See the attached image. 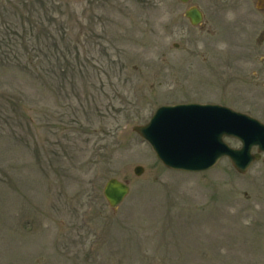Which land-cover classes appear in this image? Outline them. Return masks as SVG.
<instances>
[{
  "label": "rangeland",
  "instance_id": "1",
  "mask_svg": "<svg viewBox=\"0 0 264 264\" xmlns=\"http://www.w3.org/2000/svg\"><path fill=\"white\" fill-rule=\"evenodd\" d=\"M263 31L264 0H0V264H264L263 160L177 171L132 129L178 102L264 119Z\"/></svg>",
  "mask_w": 264,
  "mask_h": 264
},
{
  "label": "water",
  "instance_id": "2",
  "mask_svg": "<svg viewBox=\"0 0 264 264\" xmlns=\"http://www.w3.org/2000/svg\"><path fill=\"white\" fill-rule=\"evenodd\" d=\"M187 1V0H182ZM195 24L201 19L196 7L186 10ZM134 129L147 139L158 158L168 167L199 170L212 165L218 157L228 155L239 171L258 154H251L252 144L264 149V124L256 119L219 104H177L160 106L148 123ZM237 136L243 142L241 149L228 146L222 136ZM139 174L142 167L136 166ZM128 192V186L110 178L104 195L111 205L119 203Z\"/></svg>",
  "mask_w": 264,
  "mask_h": 264
},
{
  "label": "flooded vegetation",
  "instance_id": "3",
  "mask_svg": "<svg viewBox=\"0 0 264 264\" xmlns=\"http://www.w3.org/2000/svg\"><path fill=\"white\" fill-rule=\"evenodd\" d=\"M264 32V31H263Z\"/></svg>",
  "mask_w": 264,
  "mask_h": 264
}]
</instances>
